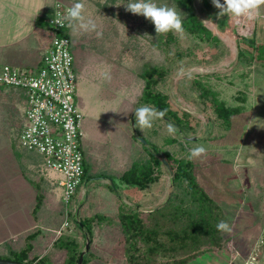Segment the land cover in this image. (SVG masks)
<instances>
[{
  "label": "rangeland",
  "instance_id": "1",
  "mask_svg": "<svg viewBox=\"0 0 264 264\" xmlns=\"http://www.w3.org/2000/svg\"><path fill=\"white\" fill-rule=\"evenodd\" d=\"M55 1L57 0H46L48 4L53 2L49 9L52 8ZM62 1L69 5L77 2V0ZM81 2L85 4V16L92 18L97 24V30L102 32V37L97 38L95 32H84L78 27H70L72 51L75 57L73 69L77 79L75 98L76 104L83 114L82 148L85 155V167H88V175L91 176V179L88 176L84 178L76 196L67 205L63 198L64 190L60 184L64 178L62 174L53 170L47 171L44 165L40 166V163L35 162L33 158L27 159L26 154H22L21 159H16L13 156L10 151L12 142L17 150L24 151L20 144V136L22 128L27 122V101L25 96L20 94V89L7 87L5 95H0V171L2 172H0V182L3 177L5 178V174L8 179L7 205L2 206V210L3 214L6 212L4 207L12 210L11 213H7L9 220L14 214L28 213L33 205L32 202H34L35 193L32 189L34 187L25 186L20 189L15 187L16 184H20L26 179L35 186L38 192L44 194L43 204L38 212H42V215L57 217L61 221L69 220L70 226L85 234V239H77L83 250L86 248L88 239H90L92 247L93 236L97 231L111 230L114 232L111 239L113 243L116 245L118 243L120 247L124 248V253L117 255V260L120 259L124 264H129L119 210L107 215L106 220H96L91 235L84 228L80 229L77 224L85 217L96 215L94 213L96 209L111 208L110 203L106 201L105 193L102 192V187L105 186L102 182L104 179V181L108 180L96 178L102 174L112 173L117 185L120 186L119 176L116 175L130 168L133 160L139 157H148V153L142 147L143 143L134 137L131 122L135 109L144 105L141 96L145 88V80L141 73L154 66L171 69V75L160 81L157 88L170 95L173 110L178 111L181 116L184 115V112L190 114L189 120L193 128L180 133L175 126V133L170 134L167 131V122L169 121L163 119L154 121L152 128L143 131L137 125L139 133H143L141 136L147 135L163 151L170 152L175 159L187 158L189 149L192 147L203 145L206 149L208 148L206 156L193 160L196 163V176L200 184V180L204 181L202 175L206 170L209 169L216 175H225L232 167V163L227 161L217 166L211 164L219 160V157L224 156L223 152L215 151L214 148L220 144V139L223 137L219 136H223L225 127L221 124L222 121L217 119L212 105L209 104L207 108L203 107L198 95L202 87H199L197 82H200L204 88L212 90L214 96L227 105L242 108L240 114L233 116L232 130L229 133L227 131L228 137L221 141V145L233 144L237 147L241 145L238 150L239 155L246 154L247 156L244 168L254 169V167L263 166L264 150H256L257 144H251V149L246 151L248 143L246 145L245 141L249 139L251 133L257 134L256 131L260 129L264 131L262 109L257 105V113L251 111L253 108L255 109L256 83L260 82L256 73L259 70H264V58L253 56L256 53H253L252 48L248 49L244 39L254 38L258 42L261 33L264 34V14L254 21V33L251 36H244L238 27L231 28L229 26V31L233 33L231 37L234 38L236 46V53H234L232 44L222 34L227 32L220 30L217 22L209 20L202 14L199 0H197L199 12L209 21L208 25L205 22L204 24L217 38L200 40L194 35L183 32V34H176V40L172 41L170 45L165 43L166 34L156 35L154 24L150 20L126 10L129 0H81ZM155 2L158 5L175 6L173 0H155ZM44 3L45 0H35V9ZM181 9L177 7L180 14L183 12ZM227 20L229 21L228 18ZM44 27L47 33L46 37L51 42L49 26L44 25ZM256 27L257 36H255ZM40 43L38 42V44ZM180 53L183 54L182 58ZM181 67L193 70L191 78L177 75ZM35 71L37 70L35 69ZM173 79L174 86L172 88ZM262 87L264 88V86ZM246 111L249 115L251 113V120ZM239 117L245 120L239 121L241 120L238 119ZM247 127L248 130H246ZM177 129L180 134L177 133ZM194 136L197 137V140L187 139V137ZM170 138H175L177 141H169ZM242 138L245 141L241 144ZM263 139L262 136L261 140ZM135 146L137 151H135ZM239 157L242 158V156ZM234 164L240 166L238 159ZM161 170L160 184L167 186V192L170 191L171 184H173L171 196L165 197L159 203V205L163 204L162 207L158 209L156 208L159 205L152 206V208L138 207V203L128 206L146 214L164 208L171 201L175 183L165 166ZM22 171L26 177H23L24 179L21 177L23 176ZM204 184L208 189L207 193L214 196L217 200L215 201L220 204L222 211L227 216L228 224L233 229L231 233L224 232V246L228 245L231 249L240 250L235 255V260L236 258L238 260L237 264H246L253 256L257 257V261L251 264H259L264 259V223L263 228L261 227V219L264 218V215L261 208L255 210L253 224L248 227L249 220L246 219L250 217L239 218L245 213L244 206L242 207L244 210H240V204H235L234 198L224 188L219 189L214 183L207 180ZM201 186L203 187L202 184ZM184 188L183 186V189H178L181 193L180 196L185 193ZM260 188H263L262 196H264V187L260 186ZM256 189L258 190L259 187L257 186ZM2 194H4L3 191ZM139 203L141 204V202ZM176 204H178V200ZM246 207L251 214L250 208L247 205ZM237 220L238 222H235ZM159 221V224L162 225L160 218ZM168 228L167 222L164 223L162 226L164 240H168L165 233ZM66 230L68 229L66 228ZM116 231L122 234L118 233L119 236H122L119 241L116 238L118 236L115 234ZM26 242L27 238L21 237L13 245H8L7 249L4 247L3 255L10 257L11 253L7 251L9 248L14 246L16 249H22ZM168 246L167 249L159 250L155 264L158 262L167 264L172 259L184 257L187 254L186 252L185 254L174 252L173 249L169 250ZM91 247L87 252H91L89 260L96 257L91 251ZM51 255L57 264L64 263L67 259L66 250L59 248H55Z\"/></svg>",
  "mask_w": 264,
  "mask_h": 264
},
{
  "label": "trees",
  "instance_id": "2",
  "mask_svg": "<svg viewBox=\"0 0 264 264\" xmlns=\"http://www.w3.org/2000/svg\"><path fill=\"white\" fill-rule=\"evenodd\" d=\"M173 1L175 6L180 9L182 8L181 11L183 12L181 16L183 17V28L185 33L194 35L200 38V40L216 37L212 35V31L196 14L193 0ZM220 2L223 3V0H220ZM199 5L202 14L206 18L217 22L220 30L229 32L230 28L227 18H217L219 10L212 4V0H199ZM53 7L54 4L43 16L37 18V24L43 26L48 25L46 20L53 14ZM64 34L71 38L70 27L64 31ZM176 34L175 32L167 33L165 43L170 45L172 41H175ZM206 34H208V36H205ZM244 43L247 45L248 49L252 48L253 53H256L253 56L264 58V44L256 43L254 38L244 39ZM242 55H244V52H242ZM180 57L182 58L183 54L180 53ZM141 75L145 80V88L141 96L142 102L152 105L158 110H166L164 119H168L169 122L173 123L178 129H182L183 132L192 129L193 125L189 120L190 114L184 112V115L181 116L178 111L173 110L170 103V95L163 93L157 88L160 81L165 80L171 75V69H167L163 66H154L145 69ZM197 83L199 87H202L198 95L203 107L207 108L209 104L210 106L212 105L217 119H220L222 121L221 124L225 127L224 134H222L225 136L227 131L231 128L233 116L240 114L242 108L240 106L227 105L224 101L214 96L212 90L204 88L200 82ZM178 129L177 133H179ZM145 138L149 141L151 147L148 148L143 145L145 151L148 153V157H139L133 162L129 169L122 173L119 177L120 186H124L125 188H137L141 191L149 189L152 184L161 179V168L164 167V164L160 156L164 155L174 171L173 182L175 183V190L171 201L158 211L144 214L140 210L128 206L127 204H121L119 219L125 234L126 255L129 264H155V259H157L159 255V250L162 248L167 249V245H169V250L173 249L174 252L187 253L186 256L174 258L167 264H186L193 258L207 251L222 248L225 241L224 232L217 230V224L220 221H225L227 223L229 221L220 205L199 183L196 176L194 161H190L187 158L175 159L170 152L163 151L158 144L154 143L148 137ZM169 141L176 142L177 140L175 138H170ZM15 151L18 159H21L22 154H26L25 156L27 159L31 160L33 158L35 162L40 163V166L44 165L43 157L37 153L29 152L25 149L24 151H20L17 150L16 147ZM88 171V167H85L82 183L87 176L91 179V176L88 175ZM101 176L107 177L106 174H102ZM108 178L112 179L115 184V187L109 184L111 188L118 192L120 189L116 181L112 177ZM183 186L185 187V193L183 196H180L181 193L178 189H183ZM43 200L44 194L37 191V204L34 213L38 212L42 207ZM177 200L178 204H176ZM107 218V215L96 214L92 217L83 218L80 223H83L84 230L91 235L93 233L95 221H102ZM159 218L161 219L162 225L159 224ZM166 222L167 225H169V228L165 231L168 240L162 238V226H164ZM80 223L77 224V226L83 229ZM38 233V230L30 233L26 237L27 242L22 249L15 250L9 248L7 251L11 253L10 257L4 256L3 250L0 249V259L5 258L25 264H57L53 262L49 255L42 258L30 257V252L34 247L33 241L38 236ZM55 245L67 252V259L63 264H78L83 249L76 238L63 235L57 240ZM90 254L91 252L85 255L84 264H87L89 261ZM156 264L163 263L158 262Z\"/></svg>",
  "mask_w": 264,
  "mask_h": 264
},
{
  "label": "crops",
  "instance_id": "3",
  "mask_svg": "<svg viewBox=\"0 0 264 264\" xmlns=\"http://www.w3.org/2000/svg\"><path fill=\"white\" fill-rule=\"evenodd\" d=\"M52 3L48 4V2H46L45 0L44 4L40 5L35 9V0H0V70L6 64L12 65L16 68L19 67L23 70L33 71H35V69L38 70L42 66V60L46 51L48 50L50 40H48L46 37L47 33L45 31V27L43 25L37 24V18L43 16L47 9H49V7L52 5ZM261 34V38H259L258 42L256 41V43L258 44H264V34ZM255 36H257V27ZM38 42L41 43L38 44ZM256 76L260 82L256 83L255 92L257 93V95L255 96V109L253 108L251 111L257 113L256 107L257 105H259V108H261L263 111L262 117H264V88L262 87L264 86V70H259L256 73ZM6 89L7 87H0V95H5ZM10 94L12 95V92ZM20 94L25 96L21 90ZM246 114L249 115L248 112ZM238 119H241L239 121L245 120L242 117H239ZM249 119H252L251 113L249 115ZM232 127L233 122L228 133L232 130ZM246 130H248V127ZM256 132L257 134L251 133L252 135L249 136V139L247 141H245L243 138L241 139V144L244 141L246 145L248 143L246 151H249L251 149V144H257L255 147L256 150H264V139L261 140L262 136L264 138V131L260 129ZM141 134L143 133H140V135ZM227 135L223 136V138H221L220 140H225L228 137ZM144 136L148 137L147 135ZM221 141L220 144L216 145L214 149L215 151L223 152L222 154L224 156L219 157V160L212 162L211 164L217 166L229 161L230 163H232V167L228 170L225 175H216L208 169L202 175L204 181L200 179L199 180L203 187L206 189L207 187L204 182H206L207 180L208 182H212V184L214 183L217 188H224V190H227L230 196L234 198L235 204H240V210L243 206L244 209L246 208L244 215L239 216V218L246 219V217H250L246 219L249 220L248 227H250L253 224V214L257 208H261V210L263 211L262 214L264 215V196H262L263 188H260V186L264 187V165L256 168L254 167V169L244 168V165H246L245 160L247 159V156L246 154L239 155L238 150L241 145L239 147L233 144L221 145ZM10 148V151L13 156L18 159L15 151L14 142L11 143ZM136 149L137 148L135 146V151H137ZM239 156H242V158ZM237 159L239 161L240 166H236L234 164L235 160ZM134 161L135 160L132 161V164ZM242 161H244L243 166ZM210 167L211 165L209 166V168ZM122 173L116 176L120 177ZM22 175V178H26L23 174V171ZM113 175L114 174L112 173H107V177H100L103 179L106 178L108 180H103L102 184L105 186L102 187V192L105 193L107 197L106 201L110 203L111 208L107 210L96 209V211H94L95 214L111 215L115 213V211L120 210L121 204L123 203L127 205H133L134 203H138V207L152 208V206L159 205V203L162 202L165 197H167L168 189L167 186H164V184H160L161 179L158 182L152 184L149 189L145 190L146 192H141L137 188H125L124 186L121 187L119 185L118 186L120 190H118L117 192L113 190L109 185L111 183L108 177H112L115 180ZM24 180L25 181H21L22 183L16 184L15 187L18 189L25 188V186H27L28 188L31 186L34 187L32 188L33 192L35 193L33 196V205L31 209L28 210L27 214L17 213L14 214L9 220L7 219V213H11L12 210H8L7 207H4L6 210L4 214L2 210V206L7 205L6 192L8 190V179L6 174L5 178L3 177L1 179L0 249L2 250L4 247L7 249L8 245H13L21 237L25 238L30 233H33L38 230L39 233L36 239L33 241L34 247L33 250L30 252V257L42 258L46 255H49L53 262L57 263L56 261H54L51 255V252H53L55 248H59L55 245L57 240L63 235H69L79 240L85 239V234H83L82 231H76L73 226H63L65 221H61V219L57 217L42 215V212L34 213V209L37 204V189L31 182H29L28 180L27 182L26 179ZM107 183L109 184L107 185ZM257 186L259 187L258 190L256 189ZM2 191L4 192V194H2ZM206 191H208V189ZM209 195L214 198V196H212L210 193ZM139 202H141V204ZM246 205L250 208L251 214L247 211ZM238 220L235 222H238ZM263 223L264 218L261 219L262 228ZM66 228L68 230H66ZM59 231H61V233H59ZM118 233V231L115 232L116 235H118ZM113 235L114 232H112L111 230L101 229L100 231L96 232V234L93 236V242L91 247V251L96 255V257L89 260L87 264H124V262L120 261V259L117 260V255H121L122 252L124 253V248L122 246L120 247L118 243L117 245L113 243V241L111 240L113 238ZM119 235L122 234L119 233ZM119 235L116 237L118 241L122 239V236ZM12 248L15 250H19L14 248V246H12ZM239 251L240 250L237 248L231 249L230 246L225 245L222 248L207 251L199 255L198 257L193 258L186 264H237L238 260L237 258L235 260V255ZM60 257L61 255L59 256V258ZM259 264H264V259H262Z\"/></svg>",
  "mask_w": 264,
  "mask_h": 264
},
{
  "label": "built area",
  "instance_id": "4",
  "mask_svg": "<svg viewBox=\"0 0 264 264\" xmlns=\"http://www.w3.org/2000/svg\"><path fill=\"white\" fill-rule=\"evenodd\" d=\"M70 6L62 0L55 1L53 14L46 20L51 42L37 71L9 64L0 70V87L20 89L27 101V122L21 131L20 144L25 150L41 155L46 170L57 171L64 176L60 183L67 205L76 196L85 174L83 114L75 98L77 79L73 69L72 41L64 34L69 28L68 23L64 22L63 27L56 23ZM228 24L240 31L248 28L247 23L237 25L228 21ZM241 32L244 36H251L254 27L250 32ZM69 225V220H65L63 226ZM254 261H257L256 256L246 264Z\"/></svg>",
  "mask_w": 264,
  "mask_h": 264
},
{
  "label": "clouds",
  "instance_id": "5",
  "mask_svg": "<svg viewBox=\"0 0 264 264\" xmlns=\"http://www.w3.org/2000/svg\"><path fill=\"white\" fill-rule=\"evenodd\" d=\"M212 4L219 10L217 18L227 17L229 21L237 25L244 23H252L256 21L264 10V0H212ZM126 10L135 15H142L145 19L150 20L155 27L156 35L175 32L183 34V17L177 11L176 6L167 4L158 5L155 0H129L126 4ZM64 22L68 23L69 27L79 28L84 32H95L97 38L102 37V32L97 30L95 21L85 16V4L81 0H77L66 9L64 16L56 21L61 27ZM191 69L181 67L177 73L179 77L187 76L191 78ZM135 123L139 129H150L156 120H163L166 115V110H158L156 107L148 104L141 105L134 111ZM167 131L170 134L175 133V125L167 122ZM207 149L203 145L195 146L189 149L187 156L188 160L200 159L206 156ZM217 230L225 233H231L232 227L225 221H220L217 224Z\"/></svg>",
  "mask_w": 264,
  "mask_h": 264
},
{
  "label": "water",
  "instance_id": "6",
  "mask_svg": "<svg viewBox=\"0 0 264 264\" xmlns=\"http://www.w3.org/2000/svg\"><path fill=\"white\" fill-rule=\"evenodd\" d=\"M193 5H194V10H195L196 14L198 15V17H199L203 22H205V23L208 25V22H209V21H208L207 19H205V18L201 15V13L199 12V9H198V7H197V0H193ZM213 29H214V28H213ZM214 30H215V29H214ZM171 85H172V88H173V86H174V79L172 80ZM167 121H169V120L167 119ZM131 122H132V128H133V133H134L135 137H136L138 140H140V141H141L146 147L151 148V147H150V143H149V141H148L145 137H143V136L140 135V133H139V131H138V129H137V125H136V123H135V115H134V114L132 115ZM179 131H180V133H182V129H179ZM187 139H190V140H197V137H195V136H194V137H187ZM160 158H161V160H162L164 166H165L166 169L168 170L170 176H171L172 179H173L174 171H173V169H172V167H171V164L169 163V161L167 160V158H166L164 155H161ZM99 178H100V177H98V178H96V179H99ZM87 183H88V182H87ZM87 183H86V185H87ZM110 183L112 184V186L115 187V184H114L113 180L110 179ZM172 192H173V184H171L170 191L168 192V196H167L168 198H169V196H171ZM168 198H167V199H168ZM162 205H163V204L157 206L156 209L161 208ZM79 223H80V221H79ZM80 224H81V227L83 228V227H84L83 223H80ZM90 247H91V241H90V239H88V240H87V243H86V248H85V250H83L82 254L80 255V258H79L78 264H84L85 255H86L87 252L90 250ZM0 264H25V263L18 262V261H15V260H10V259L2 258V259H0Z\"/></svg>",
  "mask_w": 264,
  "mask_h": 264
},
{
  "label": "bare ground",
  "instance_id": "7",
  "mask_svg": "<svg viewBox=\"0 0 264 264\" xmlns=\"http://www.w3.org/2000/svg\"><path fill=\"white\" fill-rule=\"evenodd\" d=\"M248 24V28L247 29H241V31L243 32H250L253 27H254V22L252 23H247ZM224 38L230 42L233 46V52L236 53V46L234 45V38L231 37V34L233 35V33L231 31L227 32L226 34L222 33Z\"/></svg>",
  "mask_w": 264,
  "mask_h": 264
}]
</instances>
